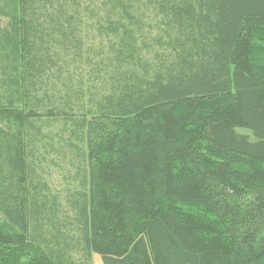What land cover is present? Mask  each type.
Listing matches in <instances>:
<instances>
[{"label":"trees","instance_id":"obj_1","mask_svg":"<svg viewBox=\"0 0 264 264\" xmlns=\"http://www.w3.org/2000/svg\"><path fill=\"white\" fill-rule=\"evenodd\" d=\"M263 31L264 0H0L4 264H264Z\"/></svg>","mask_w":264,"mask_h":264},{"label":"rangeland","instance_id":"obj_2","mask_svg":"<svg viewBox=\"0 0 264 264\" xmlns=\"http://www.w3.org/2000/svg\"><path fill=\"white\" fill-rule=\"evenodd\" d=\"M263 35H264V31H263ZM181 111H184L183 109H180ZM243 132H246L244 129H241ZM100 152H102V154H105V150H103V151H100ZM52 178H54V179H59V180H61L62 178H61V176H59L58 175V173L56 172V171H54V173H53V177ZM56 185V184H55ZM57 186V185H56ZM33 247H25V250H26V257H25V259H26V261H31V260H34V263L39 259V256H38V254L36 253V252H34L33 251ZM0 262L1 263H3L4 264V262H3V259L2 258H0ZM44 261H43V259H41L40 260V263H43ZM39 264V263H38Z\"/></svg>","mask_w":264,"mask_h":264}]
</instances>
